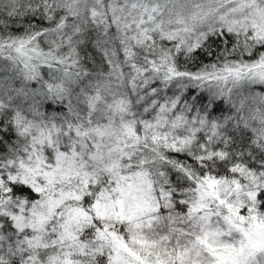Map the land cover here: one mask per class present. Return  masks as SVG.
I'll return each mask as SVG.
<instances>
[{
    "label": "trees",
    "instance_id": "obj_1",
    "mask_svg": "<svg viewBox=\"0 0 264 264\" xmlns=\"http://www.w3.org/2000/svg\"><path fill=\"white\" fill-rule=\"evenodd\" d=\"M163 1L0 0V264H215L221 196L264 216V22Z\"/></svg>",
    "mask_w": 264,
    "mask_h": 264
},
{
    "label": "rangeland",
    "instance_id": "obj_2",
    "mask_svg": "<svg viewBox=\"0 0 264 264\" xmlns=\"http://www.w3.org/2000/svg\"><path fill=\"white\" fill-rule=\"evenodd\" d=\"M189 0H174L172 2V9H165L164 7V13L167 15L166 18H168L172 13L175 14L176 20L179 22H183L186 20L189 21L187 18L183 16V13H185L187 10H183L185 7H189ZM212 1V0H211ZM161 3L164 4L163 0H160ZM215 3V4H214ZM207 4H210L211 7L207 8V6H203L204 10L213 9L214 11H218L220 15L223 13L228 12H234L237 9L240 11H248L249 16L254 19V17L257 20L258 26H261L264 22V19H262V16L264 14V0H217V2H208ZM262 5V6H261ZM247 8V9H246ZM260 8V9H258ZM258 10L259 13H256ZM217 12V13H218ZM161 12L157 13L160 15ZM187 13V12H186ZM233 14V13H231ZM182 15V16H181ZM254 16V17H253ZM18 58L22 60L23 63L26 65L34 66L36 61L33 56V51L24 49V47H15V51ZM33 56V57H32ZM264 61V60H263ZM255 60L250 62V64L246 67V69L252 65L255 64ZM228 67L224 68V78L225 82H229V78H235L244 76L247 71L244 70H238L234 69L230 73ZM234 80L232 82L237 83V80ZM257 82L264 84V70L259 71L257 76ZM225 92H228V90H225ZM264 93V92H263ZM232 96H236L235 92L231 93ZM260 101H263V98H259ZM54 173V172H50ZM60 176H65L64 171H61L60 173H57ZM203 187L208 189H213L214 194L213 197H216V195L221 196L219 191L215 189V182L212 179H205L203 182ZM204 189V188H203ZM210 194V193H209ZM211 196V195H210ZM222 199L218 201L219 204L223 203L226 207V210L229 211L226 215H224L227 227L226 229L228 231H232L234 233L239 234V238L236 242L233 240H226L223 243H221L218 247V254L219 258L218 260L214 261L215 264H259V262H264V258L260 256L264 252V216L260 215L259 213L249 209L251 212H245L242 213L239 211V208L236 205H233L228 200L225 201L223 199V196H221ZM48 205L51 207L49 213L52 214V209L54 206L57 205V200H48ZM109 202H104V205H107ZM221 202V203H220ZM116 214H120L123 211V205L120 201L114 203L113 205ZM98 213H103L101 209V205L96 208ZM42 215V216H41ZM81 214L76 213L74 216L77 219ZM34 217L37 218L38 222H41L42 219L45 221L43 216V212L39 214H34ZM67 222L73 221L74 217L70 216L69 218L65 219ZM117 248V255L115 258V261L117 264H151L147 261H145L140 255L142 253V250L140 247H135L136 252L133 250L131 251V248H129L127 245H125L123 242L119 241L116 244ZM260 257V258H258Z\"/></svg>",
    "mask_w": 264,
    "mask_h": 264
}]
</instances>
